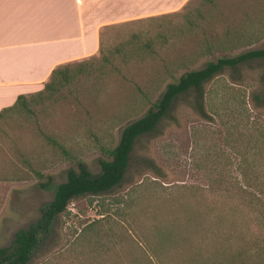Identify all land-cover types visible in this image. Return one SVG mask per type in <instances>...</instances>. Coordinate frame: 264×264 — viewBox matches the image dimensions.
Returning <instances> with one entry per match:
<instances>
[{
    "label": "rangeland",
    "instance_id": "1",
    "mask_svg": "<svg viewBox=\"0 0 264 264\" xmlns=\"http://www.w3.org/2000/svg\"><path fill=\"white\" fill-rule=\"evenodd\" d=\"M204 1L191 0L181 9H162L158 16L104 30V53L85 59L95 70L90 79L80 77L35 114L0 120V247L11 245L19 229L40 217L42 205L53 199L54 186L66 180L76 159L100 172L104 148L114 147L123 129L146 113L173 80L171 73L177 77L213 58L205 50L198 52L193 42L174 37L155 58L141 51L134 57L117 54L128 41L161 44L164 25L180 23L185 12H194ZM215 3L226 13L264 17V0ZM261 48L264 38L222 55ZM105 54L116 70L100 71ZM204 90L206 116L195 91L180 97L158 128L139 139L123 182L107 193L72 200L29 264L141 263L155 250L186 247L178 233L188 215L199 210L202 219L216 218L222 225L209 241L210 252L219 241L249 246L264 240V225L254 215L211 212L214 206L237 203L238 187L264 184V59L225 69ZM45 134L69 154L50 144ZM237 227L242 234L235 232Z\"/></svg>",
    "mask_w": 264,
    "mask_h": 264
},
{
    "label": "trees",
    "instance_id": "2",
    "mask_svg": "<svg viewBox=\"0 0 264 264\" xmlns=\"http://www.w3.org/2000/svg\"><path fill=\"white\" fill-rule=\"evenodd\" d=\"M190 2L191 0L184 7ZM206 5L210 8L202 9ZM196 9L194 12H185L180 23L165 24L160 33V37L163 38L160 40L161 44L157 45L151 39L138 43L128 41L119 45L117 54L134 57L135 51H141L144 55L155 58L159 56V47L168 48L167 43L174 37L182 42H193L198 52L205 50L204 52L207 53L204 54L213 58L208 59L202 67L188 69L177 77L171 73L173 80L166 84L164 91L151 103L146 113L123 129L119 142L114 147L104 148L105 157L100 159V172L93 173L82 159H76V166L68 170L66 180L54 186L53 199L42 205L40 217L28 227L19 229L11 245L0 247V264H29L36 250L51 234L57 217L67 210L72 200L87 195H101L120 185L131 167L133 152L139 139L158 128L169 116L180 97L195 91L199 110L206 116L204 85L208 81L227 68L237 69L251 60L264 59V48L248 50L233 57L222 55L262 40L263 16L254 19L248 12L241 15L226 13L220 9V5L216 4L215 0H205ZM133 37L135 38L136 35ZM102 45L101 43L98 53L103 54ZM88 58L58 65L42 90L31 94H20L13 105L0 111V120L19 114H35L40 105L55 100L65 88L73 85L80 77L90 79L95 70L91 63L85 60ZM117 68L113 66L112 58L105 54L100 71ZM45 137L50 144L69 154L55 137L49 134H45ZM48 184L43 186L48 187ZM226 192L229 194L231 189H227ZM235 196L238 197L237 203L214 206L211 212L221 209L232 214L248 213L254 215V220L259 226L264 225V184L253 187L251 183H247L246 187L240 186L235 189ZM221 226L216 218L202 219L201 210L192 211L178 233V238L186 244V247L182 244L183 249L177 246V249L168 253L155 250L153 254H147L143 262L129 264H261L264 258V240L254 241L253 245L249 246L239 244L233 246L219 241V247L213 250L214 252H210L209 241L215 236V228L221 229ZM237 230L242 234V229L237 227L235 232Z\"/></svg>",
    "mask_w": 264,
    "mask_h": 264
},
{
    "label": "crops",
    "instance_id": "3",
    "mask_svg": "<svg viewBox=\"0 0 264 264\" xmlns=\"http://www.w3.org/2000/svg\"><path fill=\"white\" fill-rule=\"evenodd\" d=\"M190 0H0V111L44 88L60 64L98 53L114 25Z\"/></svg>",
    "mask_w": 264,
    "mask_h": 264
}]
</instances>
